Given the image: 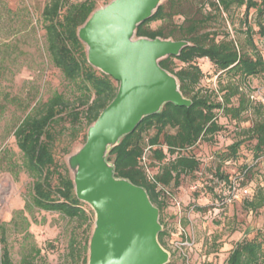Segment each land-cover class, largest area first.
I'll list each match as a JSON object with an SVG mask.
<instances>
[{"label":"trees","instance_id":"trees-1","mask_svg":"<svg viewBox=\"0 0 264 264\" xmlns=\"http://www.w3.org/2000/svg\"><path fill=\"white\" fill-rule=\"evenodd\" d=\"M209 4L214 12L205 14L200 9L191 15L183 10L181 0H166L138 26V37L189 42L179 55H169L160 64L178 77L181 92L192 102L189 106L166 103L160 112L144 117L135 130L125 135L108 154L117 176L146 188L151 201L160 209L162 224L163 212L169 206L168 200L174 196L172 190L181 185L183 176L197 175L201 171L202 161L190 149L202 139L212 141L223 129L224 125L218 119L220 111L233 120H241L247 111L257 116L253 124L244 129L246 138L229 145L225 160L237 159L244 142H251L254 159L264 153V105L261 101H253L249 94L250 78L264 76V56L254 42L256 32L264 36V0H209ZM233 6L245 8L243 32L251 51L244 44L239 45L229 32L207 29L209 21L217 17L223 18L224 14L227 18L232 17ZM95 9L96 0H49L46 3L42 21L48 52L53 64L80 90V95L71 101L63 93H54L46 102L35 104L14 130L17 146L23 156L22 167L32 178L29 205L85 221L89 220L86 203L77 197L68 169L57 162L54 146L62 133L56 127L63 119L69 120L73 132L79 126L84 127L85 142L86 128L114 99L119 88V83L112 76L88 62L85 46L77 34L78 28ZM251 10L257 13L259 31H255L248 20ZM176 15H185L182 23L174 22ZM153 22H161V25L153 28ZM203 58H208L219 72L220 88L217 91L201 87L206 76L199 64ZM218 92H221L220 98ZM147 144L155 146L151 151L150 165L156 167L157 182L148 179L139 162ZM164 146H167V150ZM185 150L189 151L181 152ZM252 166L243 164L240 172L234 176H222L219 183L228 187L230 192L233 181H238L241 187L248 186ZM157 183L168 188L170 194L159 189ZM230 192L227 194L230 195ZM228 195H217L221 202L217 206L219 209L224 210V206L231 202L226 200ZM244 202L248 209L258 212L264 207V186H259L253 198H245ZM198 209L204 211L206 207ZM168 236L169 231L165 228L159 233V241L165 248ZM87 248L88 242L82 246L75 241L71 243L73 264L76 251H86ZM39 254L40 250L35 249L34 253L24 255L18 264H38L36 258ZM82 260L87 262L86 257ZM0 264H16L11 255L6 225L0 226ZM225 264H264V228L258 229L251 238L237 241Z\"/></svg>","mask_w":264,"mask_h":264},{"label":"rangeland","instance_id":"rangeland-1","mask_svg":"<svg viewBox=\"0 0 264 264\" xmlns=\"http://www.w3.org/2000/svg\"><path fill=\"white\" fill-rule=\"evenodd\" d=\"M48 1L0 0V226L6 225L11 255L16 264L35 249L40 250L36 258L38 264H73L71 243L89 244L96 218L92 206L86 202L87 221L29 205L32 178L22 167L23 156L14 130L35 104L46 102L54 93H63L71 101L80 95V90L53 64L48 52L42 21V11ZM110 1L96 0V8ZM181 2L183 10L191 15L200 9L205 14L214 12L209 0ZM244 11V7L233 6L232 17L227 18L226 14L223 18L217 17L209 21L207 29L229 32L239 45L242 43L251 51L243 32ZM256 15V11L251 10L248 20L255 31H259ZM184 17L176 15L174 22L180 24ZM160 25L161 22L151 24L153 28ZM254 42L264 56V36L256 32ZM199 64L206 74L201 87L217 91L220 88L219 72L208 58L200 59ZM250 86V98L264 105V76L251 77ZM218 94L220 98L221 92ZM256 117L247 111L241 120H233L220 111L218 119L224 125L223 129L212 141L202 139L190 149L201 159V171L197 175L182 177L181 185L172 190L174 196L170 197L169 206L163 212L162 226L169 231L166 238L169 264H225L237 241L251 238L258 229L264 228V207L256 212L248 209L244 202L245 198H253L259 186H264V153L254 159L251 142H244L237 159H224L229 145L246 138L244 129L250 127ZM56 128L62 133L55 142V158L72 176L68 157L83 145L85 129L79 126L73 132L67 119L60 121ZM245 163L253 165L248 186L241 187L237 181L236 196L224 206V210L219 209L217 206L221 202L217 195L225 197L230 192L219 180L226 174L236 175ZM152 167L155 171L156 167ZM175 200L180 201V206ZM199 207H206V210H199ZM186 239L190 245L180 249L178 243ZM88 256L89 248L76 251L74 264H88ZM83 257L87 258L86 263Z\"/></svg>","mask_w":264,"mask_h":264},{"label":"water","instance_id":"water-1","mask_svg":"<svg viewBox=\"0 0 264 264\" xmlns=\"http://www.w3.org/2000/svg\"><path fill=\"white\" fill-rule=\"evenodd\" d=\"M166 0H111L78 28L88 62L112 76L114 99L88 127L86 140L68 157L77 197L95 211L88 264H166L159 241L160 209L144 186L117 176L108 154L144 117L168 102L189 106L178 77L161 66L179 55L186 40L138 37L137 28Z\"/></svg>","mask_w":264,"mask_h":264},{"label":"built area","instance_id":"built-area-1","mask_svg":"<svg viewBox=\"0 0 264 264\" xmlns=\"http://www.w3.org/2000/svg\"><path fill=\"white\" fill-rule=\"evenodd\" d=\"M154 147H155L154 145L147 144L145 149H144V151H143V153H142V155L139 158V162H140L141 166L143 167V169L145 170L148 179L150 181L157 182L156 178H155L156 172L153 170V167H151V165H150V155H151V151H152V149ZM164 149L167 150V146H164ZM232 184H233V188H232V190L230 192V195H228V197L226 198V200H228V201H231L236 196L235 193H236V191L238 189L237 188L238 185H237L236 181H233ZM157 185H158L159 189H163L167 194H170L168 188L164 187L160 183H157ZM175 202H176V204L178 206H180V201L175 200ZM178 244H179L178 247L180 249H183L187 245H190V243H189V241L187 239L184 240V241L179 242Z\"/></svg>","mask_w":264,"mask_h":264}]
</instances>
